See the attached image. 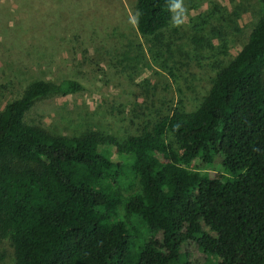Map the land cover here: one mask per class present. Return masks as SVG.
I'll return each instance as SVG.
<instances>
[{"label":"trees","instance_id":"obj_1","mask_svg":"<svg viewBox=\"0 0 264 264\" xmlns=\"http://www.w3.org/2000/svg\"><path fill=\"white\" fill-rule=\"evenodd\" d=\"M181 1L135 0V32L165 45L162 31ZM259 2L246 43L190 112L173 108L118 141L96 132L54 136L24 121L36 102L80 91L71 79L31 82L0 110V241L12 249L13 264H194L181 252L188 240L219 264H264ZM166 134L178 140L176 150ZM105 147L123 162L112 165ZM205 156L224 160L232 177L182 167ZM123 167L137 185L127 197L117 189ZM108 177V189L94 186Z\"/></svg>","mask_w":264,"mask_h":264},{"label":"rangeland","instance_id":"obj_2","mask_svg":"<svg viewBox=\"0 0 264 264\" xmlns=\"http://www.w3.org/2000/svg\"><path fill=\"white\" fill-rule=\"evenodd\" d=\"M261 14L259 0H182L160 46L135 32V0H0V110L31 82L71 79L80 91L36 102L24 121L54 136L96 132L118 141L173 108L195 109ZM262 76L264 82V69ZM164 140L177 149L172 135ZM103 153L112 165L123 162L112 147ZM182 167L223 181L233 175L217 156ZM117 172L127 197L136 182L128 168ZM94 186L106 190L110 178ZM181 252L194 264H219L190 240ZM12 254L1 240L0 264H13Z\"/></svg>","mask_w":264,"mask_h":264},{"label":"clouds","instance_id":"obj_3","mask_svg":"<svg viewBox=\"0 0 264 264\" xmlns=\"http://www.w3.org/2000/svg\"><path fill=\"white\" fill-rule=\"evenodd\" d=\"M179 23V22H178Z\"/></svg>","mask_w":264,"mask_h":264}]
</instances>
